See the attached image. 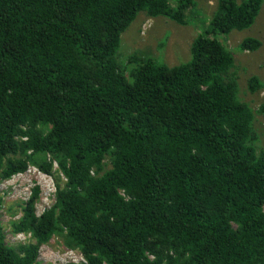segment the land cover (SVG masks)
I'll use <instances>...</instances> for the list:
<instances>
[{"label": "trees", "instance_id": "1", "mask_svg": "<svg viewBox=\"0 0 264 264\" xmlns=\"http://www.w3.org/2000/svg\"><path fill=\"white\" fill-rule=\"evenodd\" d=\"M263 3L218 0L171 67L120 63L122 34L140 13L185 26L196 0H0V179L34 166L66 180L40 215L36 185L12 222L33 243L9 245L0 216V264H38L55 237L79 264H264V104L241 97L219 38L253 26Z\"/></svg>", "mask_w": 264, "mask_h": 264}, {"label": "rangeland", "instance_id": "2", "mask_svg": "<svg viewBox=\"0 0 264 264\" xmlns=\"http://www.w3.org/2000/svg\"><path fill=\"white\" fill-rule=\"evenodd\" d=\"M169 1L175 4V0ZM217 5L218 0H196L194 17L189 18V23L185 26L178 25L168 18H148L144 13H140L122 34L117 52L119 62L125 64L128 56L137 54L141 57L155 58L159 63L171 67L187 63L191 58L190 49L194 39L209 26ZM219 38L226 42L236 55V64L239 68L236 69V74L241 97L257 110L264 104V88L261 92H251L248 82L251 76H257L264 87V3L253 26L242 31H232L229 35ZM247 38L260 40L262 42L260 49L255 52H241L239 45ZM255 126L261 137L260 145L264 147V114L256 113ZM56 170L55 167L54 174L50 176L31 166L26 173L16 175L10 180L0 179V196L4 202L0 216L9 245L33 243L30 235L13 233L12 222L22 217L23 206L30 200L36 185H39L41 190L36 206L37 214L40 215L50 207L57 182L62 185L66 182ZM83 259L79 250L66 247L61 238L55 237L48 245L41 247L38 264L82 263Z\"/></svg>", "mask_w": 264, "mask_h": 264}, {"label": "built area", "instance_id": "3", "mask_svg": "<svg viewBox=\"0 0 264 264\" xmlns=\"http://www.w3.org/2000/svg\"><path fill=\"white\" fill-rule=\"evenodd\" d=\"M83 262H85V258L83 259ZM71 263H76V264H79V263H77V262H71ZM81 263V262H80Z\"/></svg>", "mask_w": 264, "mask_h": 264}]
</instances>
